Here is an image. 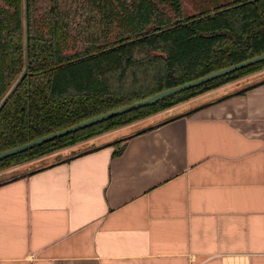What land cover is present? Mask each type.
<instances>
[{
  "label": "crops",
  "instance_id": "0c3cea01",
  "mask_svg": "<svg viewBox=\"0 0 264 264\" xmlns=\"http://www.w3.org/2000/svg\"><path fill=\"white\" fill-rule=\"evenodd\" d=\"M257 76L144 119L159 124L251 86L120 146L78 155L142 121L4 171L36 170L0 185V264H264Z\"/></svg>",
  "mask_w": 264,
  "mask_h": 264
},
{
  "label": "trees",
  "instance_id": "16d2710c",
  "mask_svg": "<svg viewBox=\"0 0 264 264\" xmlns=\"http://www.w3.org/2000/svg\"><path fill=\"white\" fill-rule=\"evenodd\" d=\"M28 22L27 61L24 0H0V102L29 72L0 110V152L264 53V0H28ZM261 70L264 61L11 155L0 173Z\"/></svg>",
  "mask_w": 264,
  "mask_h": 264
},
{
  "label": "water",
  "instance_id": "95a60500",
  "mask_svg": "<svg viewBox=\"0 0 264 264\" xmlns=\"http://www.w3.org/2000/svg\"><path fill=\"white\" fill-rule=\"evenodd\" d=\"M24 8H25V38H26V59L28 61L29 59V48H28V42H29V22H28V0H24ZM214 14V13H213ZM261 61H264V53L263 54H260L258 56H255V57H252L248 60H245V61H242V62H239V63H236L234 65H231V66H228L226 68H222V69H219L217 71H214L208 75H205L203 77H200L198 79H195V80H192V81H189V82H186L184 84H180V85H177V86H174V87H171V88H168V89H165V90H162L146 99H143V100H140V101H137V102H134L132 104H129V105H126V106H123V107H120L116 110H112L110 112H107V113H104L102 115H99V116H96V117H93V118H90L86 121H83V122H80L76 125H73V126H70L68 128H65V129H62V130H59V131H56V132H53V133H50L48 135H45V136H42L40 138H37V139H34L30 142H27V143H24V144H21L19 146H16V147H13L11 149H8V150H5V151H2L0 152V160L1 159H4V158H7L11 155H15V154H18V153H21V152H24V151H27L29 149H32L38 145H41L45 142H48V141H51L57 137H61V136H65L71 132H75V131H78L80 129H84L86 127H89L93 124H96V123H99V122H102L104 120H107L109 118H112L114 116H117V115H120V114H123V113H126V112H129L133 109H137V108H140V107H143V106H148V105H153L171 95H174L176 93H179L181 91H184V90H187V89H190L192 87H195V86H198V85H201L203 83H206L208 81H211L215 78H218V77H221V76H224L226 74H229L231 72H234L236 70H239V69H242V68H245L247 66H250L252 64H255V63H258V62H261ZM29 72L27 71V68H25L23 70V72L21 73V75L19 76V78L17 79V81L14 83V85L12 86V88L10 89V91L8 92V94L5 96V98L0 102V110L4 107L6 101L10 98V96L15 92V90L18 88V86L21 84V82L23 81V79L25 78V76L28 74ZM264 81V80H263ZM263 81L261 82H258L256 84H254L253 86H257V85H260L263 83ZM251 86L247 87V88H243L241 90H238L236 92H233L231 94H228L224 97H221L219 99H216L215 101H212V102H208L202 106H199L197 108H194L188 112H185L181 115H178V116H175L173 118H170L168 120H166L165 122H169L171 120H174L176 118H180L182 116H186V115H189L190 113H193L197 110H199L200 108H203L205 106H208V105H211L213 103H216V102H219V101H222L230 96H233V95H237V94H241L245 91H247L248 88H250ZM165 122H161L159 124H155V125H152V126H149V127H146L144 129H141L139 130L138 132H136V135L137 134H140V133H144L150 129H153ZM131 137L130 136H127V137H122V138H118L116 140H113L111 142H108L106 144H103V146H97L95 148H91L89 150H86L84 152H81L80 154L78 155H83V154H86V153H89V152H93L95 150H98V149H101L103 147H107V146H112V145H115V144H118L120 142H123L127 139H129ZM78 155H75V156H78ZM75 156H72V157H69V158H66L64 159L63 161H68L72 158H74ZM36 170H33V171H29V172H25V173H22L20 174L19 176L15 177V178H12L8 181H11L13 179H17V178H22V177H27L31 174H33ZM6 181H1L0 182V185H2L3 183H5Z\"/></svg>",
  "mask_w": 264,
  "mask_h": 264
},
{
  "label": "rangeland",
  "instance_id": "374dc122",
  "mask_svg": "<svg viewBox=\"0 0 264 264\" xmlns=\"http://www.w3.org/2000/svg\"><path fill=\"white\" fill-rule=\"evenodd\" d=\"M187 6L189 7V9L190 10H192V5L189 3V2H187ZM264 70H261V71H258V72H255V73H253V74H251V75H253V76H257L258 74H260V75H258L256 78H262V76L264 77V72H263ZM263 72V73H262ZM251 75H248V76H251ZM248 76H246V77H248ZM246 77H243V78H246ZM243 78H241V79H243ZM240 80V79H239ZM236 81H238V80H236ZM234 81H232V82H230V83H233ZM228 84V83H227ZM224 85H226V84H224ZM221 87V86H220ZM216 89V88H215ZM211 91V90H210ZM206 93V92H205ZM203 94V93H202ZM201 95V94H200ZM199 96V95H198ZM192 99V98H191ZM190 100V99H189ZM189 100H186V101H189ZM186 101H184V102H186ZM183 103V102H182ZM178 104H181V103H178ZM178 104H176V105H178ZM176 105H174V106H176ZM173 106V107H174ZM171 108V107H170ZM169 109V108H168ZM159 113V112H158ZM157 114V113H156ZM153 115H155V114H153ZM152 116V115H151ZM150 117V116H149ZM148 118V117H147ZM159 118H161V117H159L158 116V118L157 117H152V118H150V120H144V119H142V120H140V121H142V122H140V123H138V124H135V125H132V126H130V127H128V128H126V129H124L123 131H120L119 133H116V134H114V136L111 138V139H113L114 138V140H116V139H118V138H121V137H124V136H126V135H128V134H130V133H134L135 131H138V130H141V129H143V128H145V127H143V126H146L147 124H150V123H153V122H155L157 119H159ZM146 119V118H145ZM143 120H144V122H143ZM138 122V121H137ZM137 122H135V123H137ZM132 124H134V123H132ZM153 125H155L154 123H153ZM150 126V125H149ZM148 126V127H149ZM151 126H152V124H151ZM141 127H143V128H141ZM147 127V126H146ZM141 128V129H140ZM117 146H120V145H118L117 144ZM17 166H19V165H17ZM16 167V166H15ZM12 168H14V167H12ZM9 169H11V168H9ZM8 170V169H7ZM25 169H18V170H15V171H11V172H8V173H4L3 174V172H1L0 173V182L1 181H3V180H5V179H10L11 177H13L14 175H20V174H18V173H21V172H23ZM6 171V170H5ZM25 173V172H24Z\"/></svg>",
  "mask_w": 264,
  "mask_h": 264
}]
</instances>
